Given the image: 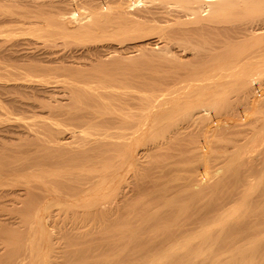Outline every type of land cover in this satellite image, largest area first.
Instances as JSON below:
<instances>
[{"label": "bare ground", "instance_id": "obj_1", "mask_svg": "<svg viewBox=\"0 0 264 264\" xmlns=\"http://www.w3.org/2000/svg\"><path fill=\"white\" fill-rule=\"evenodd\" d=\"M25 1L28 3V6L29 4L34 6V8L32 7V9H34L33 12L38 13L35 15L33 13V15L30 14L32 15L30 18L28 17L29 14H25L28 15L26 16L28 18H26L23 13H20L19 16L17 15L18 17L12 14L15 16V19H11L14 18L11 15L13 11L7 10L8 12H3L0 16L1 18L6 17V19L8 16L7 13L10 14L9 17L12 16L9 20L5 19V21H3V18L2 20L0 18V216L7 215L5 212L10 216L0 218V264H105V262L102 261L104 260L101 258L102 256L95 257L93 255V257H91L93 253L91 248H99V246L102 245L100 242L101 237H98L101 236L99 235L100 232H98V235H95L97 239H89L87 237L88 235H86L87 230L85 231V225L89 226L90 229L91 227L93 229L98 227L105 229L110 227H112V229L114 228L112 225L119 218V212L131 206L130 202L133 200L129 194L134 191L135 185L132 187L133 191H130L128 185H130L131 181L127 182L129 183L128 185L126 184V180L132 170L131 168L135 165L137 166L140 162L141 164L143 163L142 166H144L145 162L142 160H145L147 156L149 157L151 152H156L160 149L158 142L155 140H153V142L152 139L157 137V133L165 130L161 127L165 126L168 128L169 125H166V120L169 116L171 117L172 115L174 117L173 113H177L178 115L180 110H184L185 113L189 114V112L185 110L189 107L187 105H189V103L192 105L191 102L194 101V98L192 101L191 98L194 94L192 91L196 86L192 88L193 90H190L193 84L190 80L192 78L179 79L181 78V73L180 76V70L174 73L176 68H174L175 70L173 69V74L170 73L171 75L168 74V77H163L164 80L166 79L163 83L164 85L165 83L166 85L170 83V87L165 89H163L164 87L161 83L163 80H161V77V81H157L158 83L153 81L154 83L151 82V84L146 79L147 77H149L148 79H151V77L158 78V75L153 77L157 70L153 68L154 70L151 69L149 72L146 67V65L149 64H144L143 59L148 61L147 52L149 51H147V48H151L149 46L154 42V38L147 37V35L149 36L150 34L151 36V33L155 29V25L158 24L153 22L156 16L155 14L157 13L154 8L156 5L154 6L155 3L153 1H159L158 3L160 4L162 3L161 1L164 2V0ZM169 2L174 5L176 4L175 6H178V8H173L174 13H172L173 10L168 8H166L168 9L166 11H160L159 13L164 16V20L168 19L166 18L168 17L166 13H170L172 15H169L175 16L179 24L180 22L186 25L193 23V26L189 24L192 26V29L197 27L195 29L201 32L197 34H203L205 37L208 34L209 36L206 37L208 39L221 41L233 38L237 42L243 40L241 41V45H237L233 49H227L223 44L209 46L207 48L208 51L206 49L207 52L202 54L204 56H201L202 58H200V60L197 58L198 55V57L201 55L199 54L200 50L199 52L196 51L198 52L197 56H194L193 59L191 55L192 60L198 62L202 59V64L205 60L206 62L204 66L200 65L201 67L199 66L200 62H198L199 64L197 63V66H199L200 69L198 67L190 71L193 73H198L200 71V73L206 72V77L201 80L206 81L204 83L206 84L205 87L207 89L205 90H207L208 99L205 101L206 104L203 100H200L201 103L198 101V105L200 106L202 103L208 105L209 103V108L211 106L210 109L217 111V105L221 104L219 105V107L221 106L219 110L221 109L222 116L213 118L210 113L208 117H210V119L212 117L213 120L210 121L208 118V121L206 119L207 123L211 122L210 129L213 128V131L217 129L218 132L220 131L219 129L227 130L228 132L236 131V135L238 134V138L241 136L240 139L242 141L238 139V142H241L236 144V139L235 146H245L248 145L249 142L255 145L257 142L259 143V147H262L264 153V0H169ZM16 4L15 6L17 7ZM11 6L13 5L10 4V7ZM18 6L20 8L22 5L18 4ZM26 9H28L27 6ZM16 12H18V10H16ZM21 14L24 16V19H18L22 17ZM158 16L159 14H157L156 17ZM242 16H246V18L242 19ZM170 18L174 20V18ZM190 26L186 27L187 30L183 32H191L189 34L194 35L192 31L196 30H189L188 28H190ZM178 28L183 30V28ZM205 29L207 30L206 35L202 32ZM184 36L186 35L184 34ZM190 36L189 38H191ZM201 36L202 35H200V37ZM194 37L195 36H193V38ZM200 37H198V39ZM182 38L184 37L182 36ZM165 42L166 41L163 42L164 46H168V42H166L167 44ZM158 45L159 47L163 46L160 45V42ZM203 51L205 50L201 52ZM196 52L194 51L195 54L191 53L196 55ZM145 53L147 57L143 58ZM181 55H183V53L180 54V56ZM184 56H186L185 59L191 60L187 55H183L182 58H184ZM205 56L206 58H204ZM173 58L174 57H172V59ZM175 60L176 62L180 60L181 63L182 59ZM184 61L183 65L186 62ZM188 62L189 61H187V63ZM170 63L173 65L174 62L170 61ZM152 64L151 62L150 65ZM143 65H145L146 68ZM150 65L148 67L149 69ZM158 67L159 66L156 68L159 71L163 69H159ZM144 69H147L146 71L149 76H145V71L144 73L142 72ZM167 69L169 68L167 67ZM198 69L199 71H197ZM152 71H154V73H152ZM159 73L157 71V74ZM131 82H135L139 85V88L131 84ZM129 83L132 85L131 87L134 86L137 87V89L134 87V90H132L133 88H128L130 87ZM147 87H151L150 91ZM256 88H258V91ZM259 89L261 90L260 92ZM199 91L201 92L202 90L199 89ZM204 93H200L202 94L200 98L206 95ZM196 104L197 103H195V105ZM204 104L201 106L204 109L208 108V106L204 107ZM190 109L192 108L190 107ZM198 109L196 111H198ZM252 111H258V115L250 117ZM188 114L186 115L189 116ZM201 114H203V112H201ZM201 114H198L197 117H203ZM213 114H215V112ZM182 115L180 116L183 117ZM180 116L177 117V120ZM197 117L196 119L198 120L199 118ZM174 119L176 120V118ZM171 121L174 122V120ZM177 122L173 123L177 124L176 129L179 128ZM182 124L180 125L181 129L185 127H182ZM172 125H170V128H172ZM189 125H187V127ZM204 126H207V128L209 127L207 124H204ZM204 126L203 129H205ZM207 128L205 129V135L209 133L207 132ZM183 130L187 131V129ZM198 130H200L199 126ZM171 132H173V130ZM200 132L198 131V133ZM210 132L212 133V130ZM218 132H216V134H218ZM174 133L176 132L172 134L174 135ZM162 134L161 135L164 136V133ZM183 136L185 137V135ZM208 136L211 137L212 135ZM213 136L212 138H206L207 136H204V138L209 139L208 141L206 140L209 142L210 139L213 140L215 137ZM157 138L159 139V137ZM219 139L221 140V138ZM254 139H257V141L255 140L256 142H254ZM162 141L165 142L164 140ZM165 143H167V141ZM210 143H212V141H210ZM181 144L183 145V143ZM201 144L203 143L201 142ZM204 145L205 144L201 146L204 147ZM174 146H176V144ZM196 146L198 147V145ZM207 147L210 148L211 152L214 149V147L212 148L210 145ZM169 149L172 150L174 148L170 147ZM189 150L190 149H188V151ZM234 150L236 151L237 149ZM205 151H207V149ZM205 151H201L203 155L197 153L202 156L200 157L201 159L207 158L204 157L205 153L209 156V150V154ZM211 157L212 156H209L208 158L210 159ZM187 158H191V156ZM183 159L186 160L185 158ZM147 160L146 158L145 161ZM200 160L197 159V161ZM157 161L158 159L156 163ZM201 163H206L207 165V162L203 161ZM198 164L200 163L197 162V165ZM192 165L194 166V164ZM208 165H210V163H208ZM146 166L148 167L147 164ZM164 166H166V164ZM201 166H203V164ZM147 167L145 169L146 171ZM158 168L160 169V167ZM204 168H206V166ZM210 168L209 166L208 170ZM220 168L221 166L219 169ZM221 169L224 168L222 167ZM202 170H204L205 173L206 171L208 172L207 169ZM198 171H200V169L196 172ZM209 171H211L212 174L213 171ZM221 171L223 175L225 170ZM137 172L138 171H136V173ZM162 172L163 171H161V173ZM181 172L183 171H179V173ZM219 172L216 174L218 175ZM184 173L189 175L187 172ZM207 175L208 173H206V176ZM258 175V180L264 179L263 165ZM137 176L140 175H136L135 177L137 178ZM210 177L208 178L210 179ZM138 178L140 179L141 177ZM177 178H179V176ZM206 178L204 177V180L202 179L201 181L206 182ZM217 179L215 178L214 182H216ZM196 181H200L199 178H196ZM210 182H208V186ZM203 184L207 185V182L201 183L199 186L197 183L190 185L193 187L197 185L202 191L203 186H206ZM126 186L129 188L128 192H130L128 195L130 196L129 198L132 199L131 201H129L127 197ZM210 186L208 188H210ZM189 189H191V187H189ZM140 190L142 189H139V191ZM245 191L246 190H244L243 193ZM117 192L118 194L120 193V195L123 194L119 201L116 197L112 198L113 193ZM202 193L204 194L203 191ZM227 193L228 192H226V194ZM243 193V197L241 196V198H248L247 196L245 197ZM246 193H248V191ZM246 193L245 195H247ZM251 193L252 196L255 194L253 191H251ZM196 196L198 197L199 195ZM189 198L190 197H188V199ZM227 198H229V196ZM166 200L167 199L164 201ZM239 201L243 202V200ZM172 202L175 203L174 200H172ZM170 203L167 204L170 205ZM187 203H185L186 207ZM234 204L233 202L231 206H223L222 210L219 209L220 212L218 214L216 213L214 216L212 215V217H210L212 218L210 221H208L209 216H207L208 219L205 218L206 222L204 221V224L202 221L200 222L202 225L196 230L198 231L200 229L198 234L196 232L190 233H196L197 235L193 234L192 236L189 234V237L179 242L181 244H174V246H177L179 249L170 246L167 252L166 250L165 252L164 250L163 252L162 250L159 251L161 253L154 259H148L149 261L146 259L147 262L141 261V263L133 262L135 264H160L163 262L164 264V262L169 259L167 258L168 256H171V254L174 256L175 252L178 253L180 250L185 249L184 247H179V245H185L186 248L189 245L188 248H191L190 245L193 247V243L196 240V242L200 241L199 238L202 239V243L203 240L204 243H207L205 240L209 239L212 233L211 229L215 228V225H221L222 227L226 225L228 220L226 218L232 216L231 213H229V208L234 207ZM168 208L169 207H167V209ZM215 211L216 210H214V213ZM227 211L229 212L227 213ZM226 213L227 215L230 214V216L227 217ZM148 215L149 214L143 216L134 227L132 226L130 229L125 227L127 229L126 232L124 231L125 228L123 230L121 229L125 234L123 233V235H121L116 232V235H113L114 232H110L109 235L114 236L113 240L116 242L124 241L125 243L126 240H134V238H131L132 236L130 238L128 237V233L133 231L135 237V231L140 226L145 225L146 222H150L149 219L151 216L149 217ZM116 225L118 224L116 223ZM83 226H85V229L82 230L85 232L80 231ZM57 227L60 229H57L58 231H62V229L64 231L58 234L59 232L56 230ZM69 228H72L74 233H72L73 231L71 232V230L68 231ZM102 228L100 231H102ZM117 230L121 232L118 228ZM220 233L223 232L220 231ZM92 234L94 235V233H91V235ZM98 238L100 241H97ZM253 240L255 243V239ZM260 240L257 238L258 242ZM128 241H126V243H128ZM250 244L252 243L250 242ZM125 245L124 247L127 246ZM253 246L254 245L251 247ZM109 247L111 248V245ZM121 247L123 248V246ZM249 247L248 249L253 252V249ZM255 247H257V245H255ZM172 248H174V250H172ZM175 249L177 251H175ZM256 249H258V247ZM90 250L92 251L91 255H89L90 252H87ZM121 251L120 253L114 251L118 259L119 256L124 255L122 252H125V250ZM239 251L240 253L242 252L241 249L237 250L236 252H238V255ZM86 252L91 258H87L88 255ZM236 252L235 255H237ZM84 253L87 256H83ZM246 253L247 252H245V254ZM94 254L101 255L97 252ZM225 256L227 257V255ZM195 259L192 258V261ZM187 261L189 262L190 260H184L183 262L185 264H193ZM128 262L130 261L128 260ZM136 262L140 261L137 260ZM183 262H180V264ZM194 263L196 264V262Z\"/></svg>", "mask_w": 264, "mask_h": 264}, {"label": "rangeland", "instance_id": "obj_2", "mask_svg": "<svg viewBox=\"0 0 264 264\" xmlns=\"http://www.w3.org/2000/svg\"><path fill=\"white\" fill-rule=\"evenodd\" d=\"M170 1H172V0H170ZM0 16L3 14V12H5L6 13V11L8 10H10L12 13H11V15L12 14H14L16 17H18L19 16V14L20 13H23V15H25V14H29V16L28 15H25V17L26 16H28L29 18L30 17H32V15L34 14H36V13H38V12H33L34 11V9H32V7L34 8V6H32V5H30L29 4V6H28V3L25 1V0H10V2H9V0H0ZM4 2H6V3H4ZM14 2V3H13ZM18 2V3H17ZM19 2H21V3H19ZM155 4H154V6L156 5V7H157V9H156V7H154L155 8V11L157 12L155 15L157 16V14H159V16L158 17H154V23H158V24H156L155 25V29L153 30V32L151 33V36H150V34H149V36L147 35V37H153L152 39H153V41L154 42H152V46L150 45L149 47H151V48H147V51H152V52H147V54L145 53V55H143V58H145V57H147V60L148 61H145L146 59H143L144 60V64H149L150 65V63L152 62L153 64L152 65H150V69L148 68L149 67V65H146V67H147V69L149 70V72H150V70L152 69V70H157L158 71V73L159 72H161V73H159V74H157V71H155L156 73H155V76H153V77H156L157 75V77L158 78H152L151 77V79H148L149 77H147L146 79H147V81L151 84V82H153V81H155V83L158 81H161V80H163V82L161 81V83H162V85H163V89H165V88H167V87H170V83H169V85L167 84L166 85V83H165V85L163 84L164 83V81H166V79L164 80L163 79V77L165 78V76H167L168 74L169 75H171V74H173V69L174 68H176V71H174V73H176V72H179L178 70H180V72H179V76H180V73H181V78H179V79H189V78H192V79H190L191 81H192V83L194 84H192L191 85V87H190V90H193L192 88H194L195 86V88H197V89H195L194 88V90L192 91V93L194 92V94H193V96H192V98H191V101L193 100V98H194V101H190L191 103H192V105L189 103V105H187V106H189V107H187V110H185V111H188L189 112V114L188 113H185L184 112V110H180L179 112H178V115H177V113H173V115H174V117L171 115V117L169 116V118H170V120H169V118L166 120V125H169L168 126V128L167 127H161L162 129H165V130H163V131H161V130H159V131H161V132H159L160 133V135L162 134V133H164V136H160L159 135V133H157L158 135H157V137H159V139L156 137V138H153L152 139V141L153 140H155L156 142H158V146H159V148L160 149H158L156 152H151L150 154H149V157L147 156L146 158L148 159L147 161H145L146 160V158H145V160L143 159L142 161L143 162H145L144 163V166H142V164H141V162L139 163V164H137V166L135 165V166H133V168H131L132 170L130 171V173H129V177H128V181L126 180V184L128 185L129 183H127V182H130V185H128V187H130V189L129 188H127V186H126V189H127V197L129 198L130 196H131V198H133V200L131 199V198H129V201H131L130 202V205L131 206H128V207H126L125 209H122L120 212H119V218L113 223V229H112V227H110V228H107V229H105V228H102V231H100L101 230V228L100 227H98V228H95V229H93L92 227H91V229H90V227L89 226H87V225H85V226H83L82 228H81V230L80 231H82V232H85L86 230H87V232H86V235H88L87 237L90 239H92V238H96L97 239V237L95 236V235H98V232H100V234L99 235H101V236H98V237H101L100 238V240H99V238H98V240L97 241H100L101 243H102V245L101 246H99V248H100V250L102 251V253H101V251L99 250V248H95V249H93V248H91V250L93 251V253H92V251L90 250V251H87L88 253L90 252V254L89 255H91V253H92V255H91V257H93V255L95 256V257H101L102 259H104V260H102L101 258V260L102 261H104L105 262V264L107 263V264H127V263H129V264H133L134 262L135 263H141V261H146L147 262V260L149 259H151V258H156V257H158L159 256V254L161 253V252H159V251H161L162 250V252H163V250H164V252H165V250H166V252L168 251L167 249L171 246H173V247H177V246H174V244L175 243H178V244H181V243H179L180 241H184L187 237H189L190 235H192L193 236V234L194 235H197L198 234V231H200V229L198 230V231H196L198 228H200L201 226L200 225H202V223L204 224V221L206 220V219H208L207 218V216H209V219H208V221H210V219L212 220V218H210V217H212V215L214 216L216 213L218 214L219 212H220V210H222V208H223V206L225 207H227V205L229 206H231V203H235L234 204V207H230L229 208V210H230V212L229 211H227V213L229 212V213H231V215L232 216H230V214L229 215H227V213H226V216L228 217V216H230V217H228V218H226V219H228L227 220V223H226V227L224 226V227H222L221 225H215L216 227L215 228H212L211 229V236L209 237V239H206L205 241L207 242V243H204V240H203V243L201 242V240L202 239H200L198 236V238H199V240L200 241H198V242H201V243H198V242H194L193 243V247H192V245H190L191 246V248H188L189 247V245L187 246V248L185 247V245L184 246H180L179 245V247H181V248H185V249H182V250H184V251H182V250H180V251H182V252H180L179 250V252L177 253V252H175L174 253V256H172L173 254H171V256H168V255H170V254H168L167 256V258H169V259H167V261L166 262H164V264H180V262H183L184 260L186 261V260H190L189 262L190 263H193V264H195L194 262H196V264H197V262H198V264H264V179L263 180H258L259 179V171H260V169L262 168V165L264 166V153H263V150H262V147L260 146L259 147V143H257L256 141H257V139H254V142H256L255 143V145L254 144H252V143H250V145H249V143H248V145H239V146H235V141H236V139H237V143L236 144H239L242 140L240 139L241 138V136L238 138V134L236 135V131H232V132H228L227 130H223V129H219L220 131L218 132V130L217 129H215L216 131H213V128L212 129H210L211 128V122H209V123H207V121H206V119L208 120V118L210 119V117H208L209 116V114L210 115H212L213 116V118H215V117H218V116H222L221 115V109L219 110V108H221V106L219 107V105H221V104H218L217 106V111H213L212 109H210L211 108V106H210V108H209V103H208V105H205L206 103H205V101H207V99H208V97H207V90H205V89H207L205 86H206V84L204 83V82H206L205 80H201V79H203V78H205L206 77V72L204 73H200V72H198V73H193V72H191L190 70H195L196 68H198L200 65H202V66H204V64H205V62H206V60H205V62H203V64H202V59H201V61H198V62H200V64L196 61V60H192V58L194 59V56H197V53L199 52V50H200V52L202 51V50H205V51H203V52H199V54H201L200 55V57H198L197 56V58L200 60V58H202L204 55H202V54H204V53H206L207 51H208V47L209 46H212V45H220V44H223L224 46H225V48H235L237 45H241L242 44V42L241 41H243V40H240L239 42H237L235 39H229V40H221V41H214V40H211V39H208V38H206V37H208L209 35L207 34V30L205 29L204 31H202L203 33H204V35H206V37L205 36H203V34H197V33H201L200 31H197L195 28H197V27H195V28H193L192 29V24L193 23H189L190 25H192V26H190L189 24L188 25H186V24H183V23H181L180 22V24H179V22H177L176 21V18H175V16H170V15H172V14H168V13H166L167 14V16L168 17H166V18H170V17H172V18H174V20L173 19H171V21H170V19L167 21L166 19L164 20V16H162L161 15V13H159L160 11H166V10H168V9H170V10H173V12L172 13H174V9L173 8H178V6H175L173 3H170L169 2V0L167 1V0H164V2L163 1H161L162 3H158L159 1H153ZM169 2V3H168ZM13 3V4H12ZM17 3V4H16ZM156 3H158V4H156ZM2 4H3V6H2ZM4 4H5V6H4ZM7 4V5H6ZM10 4L11 5H13V6H11L10 7ZM15 4L17 5V7L15 6ZM18 4L19 5H22V6H20V8H19V6H18ZM25 4H27V5H25ZM168 4H169V6H168ZM174 6H173V5ZM25 5V6H24ZM160 5H161V7H160ZM173 7H172V6ZM26 6H27V8L28 9H26ZM31 6V7H30ZM10 7V8H9ZM15 7V8H14ZM12 8V9H11ZM32 9V12H31V9ZM36 8V7H35ZM164 8V9H163ZM166 8H168V9H166ZM5 10V11H3V10ZM22 9V10H21ZM24 9V10H23ZM30 9V10H29ZM2 10V11H1ZM16 10H18V12H16ZM26 10V11H25ZM38 10V9H37ZM7 11V12H8ZM22 11V12H21ZM28 11V12H27ZM36 11V10H35ZM16 13V14H15ZM18 13V14H17ZM33 13V14H32ZM8 14V16H7V19H6V17H2L4 20L3 21H5V19L6 20H9V18H11L12 16L14 17V18H11V19H15V16L14 15H12L11 17H9V13H7ZM7 14H5V15H7ZM30 14H32V15H30ZM18 15V16H17ZM22 15V14H21ZM20 15V16H21ZM22 15V17H19L18 19H24V16ZM4 16V15H3ZM161 16V17H160ZM170 16V17H169ZM28 17H26V18H28ZM160 17V18H159ZM1 18V17H0ZM2 18H1V20H2ZM242 19L243 18H246V16L244 17V16H242L241 17ZM158 21V22H157ZM167 21V22H166ZM177 23V24H176ZM185 27H184V26ZM194 25H196V24H194ZM183 26V27H182ZM188 26H190V28H188L189 30H196V31H192L193 33H194V35H191V34H189V33H191V32H189V33H184L183 31H185V30H187V28L186 27H188ZM197 26V25H196ZM178 27H180V28H183V30L181 29H179ZM175 30H174V29ZM184 28H186V29H184ZM173 30V31H172ZM181 32H180V31ZM206 31V32H205ZM174 32V33H173ZM177 33H179V34H177ZM186 35V36H184V34ZM192 33V34H193ZM176 34V35H175ZM171 35V36H170ZM187 35H191L190 37L191 38H189V36H187ZM200 35H202L201 37H200ZM174 36H175V39H174ZM178 36V37H177ZM182 36L184 37V38H182ZM193 36H195L194 38H193ZM186 37V38H185ZM198 37H200L199 39H198ZM187 38H189V39H187ZM172 39V40H171ZM180 39V40H179ZM182 39V40H181ZM192 39H194V40H192ZM224 39H226V38H224ZM247 39H249V38H247ZM157 41V42H156ZM164 41H166V42H168V46L167 45H165L164 46ZM159 42H160V45H163V46H160L159 47ZM165 42V43H166ZM154 43V44H153ZM157 45H156V44ZM167 44V43H166ZM155 46V47H154ZM159 47V48H158ZM149 49H151V50H149ZM152 49H154V50H152ZM206 49H207V51H206ZM186 50V51H185ZM183 51H185V52H183ZM194 51L196 52V51H198V52H196V55H193V54H195L194 53ZM193 54H192V53ZM183 53V55H187V57H192L191 58V60H189V59H185L186 58V56H184V58H182L183 57V55H181L180 56V54H182ZM179 54V55H178ZM189 54V55H188ZM147 55V56H146ZM192 55V56H191ZM154 56V57H153ZM202 56V57H201ZM172 57H174L173 59H172ZM177 57V58H176ZM179 57V58H178ZM150 58H151V62H150ZM204 58H206V56L204 57ZM169 59V60H168ZM170 59H172V60H170ZM175 59H182L181 60V63H180V60H177V62H176V60ZM197 59V60H198ZM186 62H185V61ZM203 60V61H204ZM170 61L171 62H174L173 63V65H172V63H170ZM183 61L185 62V64L183 65ZM187 61H189L188 63H187ZM149 62V63H148ZM172 65H170V64ZM180 63V64H179ZM199 64V66H197L198 64ZM159 66L158 68L160 69H162L161 71H159L156 67L157 66ZM165 65H168V66H165ZM144 67H145V65H143ZM142 66V67H143ZM152 66V67H151ZM165 66V67H164ZM176 66V67H175ZM145 67V68H146ZM167 67L169 68V69H167ZM201 67V66H200ZM200 67H199V69H200ZM154 68V69H153ZM166 68V69H165ZM178 68V69H177ZM194 68V69H193ZM209 68H211V67H209ZM143 69V68H142ZM147 69H144V70H142V72L144 73V71L146 72V73H144L145 74V76H149V74L147 73ZM199 69L197 70V71H199ZM175 70V69H174ZM152 73H154V71H152ZM152 73H150V74H152ZM166 73V74H165ZM171 73V74H170ZM200 73V74H199ZM178 74V73H177ZM202 74V75H201ZM153 75V74H152ZM168 75V76H169ZM151 76V75H150ZM167 76V77H168ZM162 79H161V78ZM194 77V78H193ZM159 79V80H158ZM161 79V80H160ZM195 79H196V81H195ZM157 82V83H158ZM201 82V83H200ZM203 82V83H202ZM135 82H131V84H133V85H136L137 87L139 86V85H137L136 83L134 84ZM154 83V82H153ZM152 83V84H153ZM130 83H129V86L130 87H128V88H133V87H131L132 85H131ZM197 84V85H196ZM199 84H201V85H199ZM203 84V85H202ZM161 85V86H162ZM199 86V87H198ZM137 87H134L135 89H137ZM202 87H203V89H202ZM127 88V89H128ZM134 88L132 89V90H134ZM139 88V87H138ZM201 89L202 91L200 92L199 91V89ZM147 89L150 91V89H151V87H147ZM258 88H256V90H257ZM130 90V89H129ZM198 90V91H197ZM131 91V90H130ZM197 91V92H196ZM206 91V92H205ZM258 91V90H257ZM261 90L259 89V92H260ZM196 92V93H195ZM205 92V93H204ZM200 93H204V94H206V95H203L201 98H200V96L202 95V94H200ZM196 96V97H195ZM199 97V98H198ZM207 97V98H206ZM205 98V99H204ZM196 99H197V101H196ZM199 99V100H198ZM203 100V102L205 103H202V104H204V107H206V106H208V108L211 110H209L208 108H206V109H204L201 105L202 104H200V106L198 105L199 104V102L201 103V101ZM199 101V102H198ZM195 103H197L196 105H195ZM195 105V109L193 108V106ZM190 107L192 108V109H190ZM197 107V108H196ZM202 107V108H201ZM199 108V109H198ZM198 109V111H196ZM204 110V111H203ZM205 110H206V112H205ZM219 110V111H218ZM210 111V112H209ZM201 112H203V114H201ZM215 112V114H213ZM184 113V114H183ZM201 114L203 117H201V118H199V117H197L198 116V114ZM183 114V115H182ZM186 114H188L189 116H187ZM180 115H182L183 117H181ZM258 115V111H252L251 112V114H250V117H253V116H257ZM180 116V118L177 120V117H179ZM206 116V117H205ZM186 117V118H185ZM195 117V118H194ZM196 117L197 118H199L198 120L196 119ZM174 118H176V120L178 121H176ZM183 118V119H182ZM190 118V119H189ZM213 118L211 117V119H210V121L211 120H213ZM171 120H174V122H177L178 123V129H176V127H177V124H173L174 122L173 121H171ZM182 120V121H181ZM188 120H190V121H188ZM201 120V121H200ZM169 121V122H168ZM191 121H192V123H191ZM194 121V122H193ZM195 121H197V122H195ZM209 121V120H208ZM173 124H171V123ZM204 122V123H203ZM170 123V124H169ZM183 123V124H182ZM187 123H189V124H187V125H189L188 127H187V125L186 124ZM199 125H198V124ZM202 123V124H201ZM182 124V127H184V128H182L181 129V127H180V125ZM204 124H207L209 127L207 128V126H204ZM170 125H172V128H170ZM204 126V128L206 129L207 128V132H209V133H207V135H205L204 133H206V130L205 129H203V126ZM198 126H199V129L200 130H198ZM200 126H202V127H200ZM175 129H174V128ZM194 129H193V128ZM197 129H196V128ZM160 128V129H161ZM167 128V129H166ZM169 128H170V130H169ZM191 128V129H190ZM202 128V129H201ZM173 130V132H176L177 133V135H176V133H174V135L172 134L173 132H171L172 130ZM183 129H187V131H185V130H183ZM193 129V130H192ZM167 130H169V131H167ZM175 130V131H174ZM179 130V131H178ZM189 130V131H188ZM196 130V131H195ZM202 130V131H201ZM212 130V133L214 134V136L216 137H214L213 136V134L210 132ZM178 131V132H177ZM180 131H182V132H180ZM198 131L200 132V133H198ZM226 131V132H225ZM169 132V133H168ZM216 132H218V134H216ZM236 132V133H235ZM166 133H168V134H166ZM183 133V134H182ZM211 133V134H210ZM199 134H200V136H199ZM231 135V137H230V135ZM171 135H172V137H171ZM181 135V136H180ZM183 135H185V137L183 136ZM194 135H196V136H194ZM208 135H212L214 138H213V140H211L210 139V141H212V143H210V141L209 142H207L209 139H205L204 138V136H207L206 138H212V136L211 137H209ZM224 137H223V136ZM182 138H180V137ZM188 136H191V137H188ZM198 136V137H197ZM227 136V137H226ZM177 139H176V138ZM168 140H167V139ZM197 138V139H196ZM219 138H221V140L219 139ZM224 138V139H223ZM243 138V137H242ZM158 139V140H157ZM200 139V140H199ZM216 139V140H215ZM238 139L239 140H241V141H239L238 142ZM148 140H151V139H148ZM162 140H164L165 142L167 141V143H165V142H163ZM174 140V141H173ZM177 140V141H176ZM183 140H186V141H183ZM204 140V141H203ZM207 140V141H206ZM256 140V141H255ZM161 141V142H160ZM176 141V142H175ZM183 141V142H182ZM190 143H188V142ZM220 141V142H219ZM226 141V142H225ZM149 142H151V141H149ZM154 142V141H153ZM170 142H172V143H170ZM198 142V143H197ZM201 142L203 143V144H205L204 145V147L207 149V151H205L206 149L204 148V147H202L203 146V144H201ZM223 142H225V143H223ZM258 142H260V141H258ZM159 143H160V145H161V147H160V145H159ZM178 143V144H177ZM181 143H183V145L181 144ZM218 143V144H217ZM221 143H222V145H221ZM228 143H230V144H228ZM261 143V142H260ZM167 144V145H166ZM173 144V145H172ZM176 144V146H174ZM172 145V146H171ZM185 145V146H184ZM188 145V146H187ZM193 145H198V147L196 146V149H195V146H193ZM202 145V146H201ZM211 146L212 148L214 147V149H213V151L211 152L210 151V148L209 147H207V146ZM216 146V147H215ZM220 146V147H219ZM254 146H256V147H254ZM171 147V148H174V149H172L173 150V152H172V150H170L169 148ZM182 147V148H181ZM190 147V148H189ZM200 147V148H199ZM233 147V148H232ZM236 147V148H235ZM168 148V149H167ZM186 148H188V149H190L189 151H188V149H186ZM192 148V149H191ZM193 148H194V150H193ZM211 148V149H212ZM216 148H217V150H216ZM219 148V149H218ZM222 148H224V149H226V150H224V149H222ZM166 151H165V150ZM185 149V150H184ZM222 149V150H221ZM234 149H237L236 151L234 150ZM248 150V149H250V150H248V151H246V150ZM254 149V150H253ZM169 150V151H168ZM196 150V151H195ZM203 150L205 151V152H207V154H209L208 153V150H209V152H210V154H209V156H212L210 159L208 158L209 156L208 155H206V153H205V155H204V157H207V158H204V159H201L200 157H202V156H200V154H197V153H201V155H203L202 154V152H203ZM218 150H219V152H218ZM258 150V151H257ZM261 150H262V152H261ZM180 151V152H179ZM188 151V152H187ZM191 151V152H190ZM202 151V152H201ZM217 151V152H216ZM226 151V152H225ZM234 151H235V153H234ZM255 151V152H254ZM161 152V153H160ZM189 152H190V154H189ZM195 152V153H194ZM216 152V153H215ZM225 154H224V153ZM246 152V153H245ZM179 155H177V154ZM214 153V154H213ZM237 153V154H236ZM157 154H159V155H157ZM187 155V157H190L191 156V158H187L186 157V155ZM193 154V155H192ZM219 154V155H218ZM236 154V155H235ZM163 155V156H162ZM173 156V158H172V156ZM183 155V156H182ZM199 155V156H198ZM216 155V156H215ZM230 155H231V157H230ZM263 155V156H262ZM151 156V157H150ZM167 156V157H166ZM175 156H176V158H175ZM195 156V157H194ZM218 156V157H217ZM229 156V157H228ZM233 156H235V157H233ZM159 157V158H158ZM227 159H226V158ZM164 158V159H163ZM168 158V159H167ZM183 158H185L186 160H184ZM194 158V159H193ZM202 160H200V159ZM215 158V159H214ZM221 158V159H220ZM241 160H240V159ZM253 158H255V159H253ZM158 159V161H157V163H156V160ZM165 159H167V160H165ZM171 159V160H170ZM175 159V160H174ZM180 159V160H179ZM197 159L198 160H200V161H197ZM212 159H214V160H212ZM225 159H226V162H225ZM232 159V160H231ZM234 159H235V161H234ZM150 160V161H149ZM170 160V161H169ZM178 160V161H177ZM240 160V161H239ZM161 161V162H160ZM164 161H166V162H164ZM191 161V162H190ZM195 161H196V164H195ZM207 162V165H206V163H201V162ZM259 161V162H258ZM263 161V162H262ZM154 162V163H153ZM159 162V163H158ZM173 162V163H172ZM190 162V163H189ZM197 162L198 163H200V164H198L197 165ZM214 162V163H213ZM216 162V163H215ZM223 162V163H222ZM235 162V163H234ZM247 162V163H246ZM156 163V164H155ZM169 163V164H168ZM172 163V164H171ZM208 163H210V165H208ZM146 164L148 165V167L146 166ZM166 164V166H164ZM190 164V165H189ZM192 164H194V166L192 165ZM203 164V166H201ZM163 165V166H162ZM174 165V166H173ZM218 166V169H217V166ZM234 165V166H233ZM242 165V166H241ZM256 165V166H255ZM162 166V167H161ZM181 166V167H180ZM206 166V168H204ZM209 166L211 167L209 170H212L213 172H212V174H211V171H209L208 170V168H209ZM221 166V168L223 167L224 169H221V170H225L224 172H223V175H222V171L219 169V167ZM225 166V167H224ZM238 166V167H237ZM259 166V167H258ZM145 167V168H144ZM146 167H147V171L145 170L146 169ZM153 167H155V168H153ZM158 167H160V169L158 168ZM193 167V168H192ZM228 167V168H227ZM231 167H232V169H231ZM140 168H143V169H140ZM153 170H152V169ZM158 168V169H157ZM197 168V169H196ZM227 168V169H226ZM260 168V169H259ZM164 169V170H163ZM181 169H183V170H181ZM189 169H191V170H189ZM198 169H200V171L202 170V169H207L208 170V172L206 171V173H208V175L206 176V173H205V171L204 170H202L201 172L200 171H198V172H196ZM259 169V170H258ZM141 170H142V172H141ZM190 172H189V171ZM216 170V171H215ZM221 172V175H220V172ZM228 170V171H227ZM236 170V171H235ZM258 172H257V171ZM136 171H138L137 173H136ZM140 171V172H139ZM149 171V172H148ZM153 171V172H152ZM161 171H163L162 173H161ZM179 171H183V172H181V173H179ZM192 171V172H191ZM254 171V172H253ZM184 172H187V174H189V175H186ZM194 172V173H193ZM195 172H196V175H195ZM200 172V174L198 175V173ZM203 172H204V174H203ZM215 172V173H214ZM217 172H219L218 173V175L216 174ZM238 172V173H237ZM252 172V173H251ZM133 173V174H132ZM139 173V174H138ZM155 175H154V174ZM171 173H172V175H171ZM193 173V174H192ZM210 173V174H209ZM214 173V174H213ZM143 174V175H142ZM183 174H185V175H183ZM201 174H202V176H201ZM131 175V176H130ZM136 175H140V176H137V178L135 177ZM154 175V176H153ZM176 177H175V176ZM179 176V178H177L178 176ZM190 175H193V176H190ZM194 175H195V177H194ZM218 177H217V176ZM225 175V176H224ZM232 175V176H231ZM151 176V177H150ZM163 176V177H162ZM181 176V177H180ZM184 178H183V177ZM199 176V177H198ZM211 176V177H210ZM138 177H141L140 179L138 178ZM192 177V178H191ZM194 177V178H193ZM202 177V178H201ZM204 177L207 179H205L206 180V182H207V185L206 184H203V185H206V186H203V192H204V194L202 193V191H201V188L199 189L198 188V186L201 184V183H206L205 181L204 182H202L201 180L203 179L204 180ZM208 177H210V179L208 178ZM220 177V178H219ZM225 177V178H224ZM233 177V178H232ZM255 177H257V178H255ZM135 178H136V180H135ZM146 178V179H145ZM153 180H152V179ZM188 178V179H187ZM196 178H199V180L200 181H198L199 182V184H198V182L196 181ZM217 179L216 180V182H214L215 180L214 179ZM145 179V180H144ZM150 179V180H149ZM161 179V180H160ZM178 181H177V180ZM186 179V180H185ZM191 179V180H190ZM227 179V180H226ZM230 179V180H229ZM255 179V180H254ZM137 182H135V181ZM139 180V181H138ZM174 180V181H173ZM189 180V181H188ZM232 180V181H231ZM140 181H141V183H140ZM145 181H146V183H145ZM184 181V182H183ZM211 181V182H210ZM220 181V182H219ZM239 181V182H238ZM244 181V182H243ZM259 183H257V182ZM208 182H210V184H209V186L211 185V184H213V185H211L210 186V188H208L209 186H208ZM213 182V183H212ZM224 182V183H223ZM246 182V183H245ZM255 182H256V184H255ZM135 183V184H134ZM180 183V184H179ZM197 183V185L195 186V187H193V186H191V185H194V184H196ZM223 183V184H222ZM234 183V184H233ZM132 184H133V186H132ZM178 184V185H177ZM186 184V185H185ZM191 184V185H190ZM218 184V185H217ZM233 184V185H232ZM255 184V185H254ZM134 185H135V187H134ZM139 185V186H138ZM141 185V186H140ZM143 185V186H142ZM185 185V186H184ZM235 185V186H234ZM254 185V186H253ZM167 186V187H166ZM132 187H134V191H133V189H132ZM138 187V188H137ZM140 187V188H139ZM142 187V188H141ZM147 187V188H146ZM168 187H170V188H168ZM189 187H191V189H189ZM248 187V188H247ZM258 187V188H257ZM137 188V189H136ZM144 188V189H143ZM151 188V189H150ZM158 188H159V191H158ZM162 188V189H161ZM166 188V189H165ZM182 188V189H181ZM196 190H195V189ZM205 188V189H204ZM238 188V189H237ZM125 189V190H126ZM128 189L130 190V191H133V192H130V194H129V192H128ZM136 189V190H135ZM139 189H142V190H140L139 191ZM148 189H149V191H148ZM157 189V190H156ZM210 189V190H209ZM216 189V190H215ZM233 191H232V190ZM248 189V190H247ZM249 189H250V191H249ZM258 189V190H257ZM170 190V191H169ZM209 190V191H208ZM214 190H215V192H214ZM244 190H246L244 193H243V191ZM256 190V191H255ZM136 191H137V193H136ZM156 191V192H155ZM157 191H158V193H157ZM181 191H182V193H181ZM190 193H189V192ZM199 191V192H198ZM213 191V192H212ZM230 191H231V193H230ZM248 191V193H246ZM251 191H253V192H255V194L252 196V193H251ZM259 191V192H258ZM172 192V193H171ZM176 192H180L179 194L178 193H176ZM185 192H187V193H185ZM212 194H210V193ZM226 192H228L227 194H226ZM134 195H133V194ZM147 193V194H146ZM152 193V194H151ZM167 193V194H166ZM175 193V194H174ZM198 193V194H197ZM200 193V194H199ZM242 193H243V195L246 197H248L249 198V200H248V198H245V199H243V198H241V196H242ZM245 193L247 194V195H245ZM130 196H129V195ZM132 194V195H131ZM159 194V195H158ZM199 195L198 197L196 196V195ZM208 194V195H207ZM121 195H123V194H121ZM121 195H120V193L118 194V192L117 193H113V197L112 198H117L118 199V201L120 200V198H121ZM141 195V196H140ZM172 195V196H171ZM187 195V196H186ZM194 195H195V197H194ZM216 195V196H215ZM251 196V197H249V196ZM162 196H164V197H162ZM166 196H167V198H166ZM180 196V197H179ZM181 196H184V197H181ZM212 196V197H211ZM226 196V197H225ZM229 196V198H227ZM234 196H236V197H234ZM119 197V198H118ZM138 197V198H137ZM188 197H190L189 199H188ZM192 197V198H191ZM197 197V198H196ZM208 197H209V199H208ZM211 197V198H210ZM224 197V198H223ZM243 197V196H242ZM143 198V199H142ZM156 198V199H155ZM178 198V199H177ZM185 198V199H184ZM195 198V199H194ZM241 198V199H240ZM251 198V199H250ZM165 199H167L166 201H164ZM170 199H171V201H170ZM177 199V200H176ZM188 200V203H187V200ZM202 199V200H201ZM211 199V200H210ZM142 200V201H141ZM172 200H174V202L175 203H173L172 202ZM181 200V201H180ZM200 201V202H198V201ZM229 200V201H228ZM231 200V201H230ZM239 200H243V202H241V201H239ZM244 200H245V202H244ZM138 201V202H137ZM228 201V202H227ZM239 201V202H238ZM132 202H133V204H132ZM171 202V203H170ZM179 202V203H178ZM181 202V203H180ZM191 202V203H190ZM193 202V203H192ZM197 202H198V204H197ZM165 203V204H164ZM167 203H170V205L169 204H167ZM173 203V204H172ZM185 203H187V207H186V205H185ZM240 203V204H239ZM164 204V205H163ZM174 205V206H172V205ZM179 204V205H178ZM190 204V205H189ZM192 204V205H191ZM210 204V205H209ZM163 205V206H162ZM168 205V206H167ZM193 205H194V207H193ZM222 205V206H221ZM237 205H238V208H239V210H238V208H237ZM240 205V206H239ZM146 206V207H145ZM165 206H167V207H169L168 209H167V207H165ZM172 206V207H171ZM183 206V207H182ZM189 206V207H188ZM192 206V207H191ZM221 206V207H220ZM132 207V208H131ZM206 207V208H205ZM236 207V208H235ZM129 208V209H128ZM209 208V209H208ZM214 208V209H213ZM232 208H233V210H232ZM235 208V209H234ZM205 209V210H204ZM220 209V210H219ZM129 210V211H128ZM171 210V211H170ZM173 210V211H172ZM214 210H216L215 211V213H214ZM217 210H219V211H217ZM231 210H232V212H231ZM238 210V211H237ZM213 211V212H212ZM235 211V212H234ZM127 212V213H126ZM201 212V213H200ZM238 212V213H237ZM7 215H3V216H0V218H3V217H7V216H9V214L7 213V212H5ZM150 213H151V215H150ZM205 213H206V215H205ZM209 213V214H208ZM213 213V214H212ZM236 213H237V215H236ZM145 214V215H144ZM147 214H149L148 216L150 217V219H149V221L150 222H146L145 223V225H143V226H140L136 231H135V237H134V235H133V231H131L132 232V235H131V232H129L128 233V231H127V233H128V237L130 238L131 236V238H134V240H132V239H130V241H128V240H126V241H128V243H126V241H125V243H126V245H125V243H124V241L122 242V241H120V242H116L115 240H113V238H114V236H110L109 234H110V232H114L113 233V235H116V232H118L117 234H121V235H123V233L125 234V232H126V230L127 229H130V227H134L135 226V224L143 217V216H147ZM153 214H154V216H153ZM198 214V215H197ZM235 214V215H234ZM124 215V216H123ZM197 215V216H196ZM236 216V217H234V216ZM204 216V217H203ZM10 217V216H9ZM8 217V218H9ZM140 217V218H139ZM234 217V218H233ZM152 218V219H151ZM206 218V219H205ZM10 219V218H9ZM126 219V220H125ZM201 219V220H200ZM230 219V220H229ZM235 219V220H234ZM197 220V221H196ZM120 221V222H119ZM123 221V222H122ZM202 221V223L200 224V222ZM207 221V222H208ZM125 222V223H124ZM206 222V221H205ZM238 222V223H237ZM116 223L118 224V225H116ZM121 223V224H120ZM209 223V222H208ZM236 223V224H235ZM119 225H120V227H119ZM124 225V226H123ZM127 225H129V226H127ZM197 225V226H196ZM121 226H122V228H121ZM199 226V227H198ZM221 226V227H220ZM228 226V227H227ZM231 226V227H230ZM86 229H85V228ZM89 227V228H88ZM127 229H126V228ZM219 227V228H218ZM117 228L119 229V230H123L124 228V231L122 232V230H121V232L120 231H118L117 230ZM57 229H59L58 227L56 228V230ZM82 229H85V231L84 230H82ZM90 229V230H89ZM109 229H112V230H109ZM213 229H214V231H213ZM60 230V229H59ZM71 230V232L73 231V229L72 228H69V230L68 231H70ZM90 232H89V231ZM93 230V231H92ZM64 230L62 229V231H58L57 230V232H59L58 234H60V232H63ZM75 231H76V229H75ZM97 231V232H96ZM220 231H222L223 233H220ZM104 232V233H103ZM192 232H196V233H193V234H190V233H192ZM56 233V232H55ZM54 233V234H55ZM72 233H74V231L72 232ZM91 233H94V235L92 234L91 235ZM108 233V234H107ZM220 233V234H219ZM85 234V233H84ZM190 234V235H189ZM219 234V235H218ZM245 234V235H244ZM56 235H57V233H56ZM104 235V236H103ZM188 235V236H187ZM91 236V237H90ZM95 236V237H94ZM108 236H110V237H108ZM221 236V237H220ZM245 236V237H244ZM108 237V238H107ZM139 237V238H138ZM196 237V236H195ZM212 237H214V238H212ZM218 239H217V238ZM225 237H226V239H225ZM263 237V238H262ZM198 238H194V239H198ZM215 238H216V241H215ZM242 238V239H241ZM257 238L260 240L259 242L257 241ZM104 239V240H103ZM137 239V240H136ZM194 239H193V241H194ZM253 239H255V243H254V240ZM82 240V239H81ZM103 240V241H102ZM226 240V241H225ZM246 240V241H245ZM113 241H115V242H113ZM141 241V242H140ZM219 241V242H218ZM245 241V242H244ZM257 241V242H256ZM108 242V243H107ZM113 242V243H112ZM241 242V243H240ZM250 242L252 243V244H250ZM111 243V244H110ZM115 243V244H114ZM122 243V244H121ZM135 243H137V244H135ZM183 243V242H182ZM244 243H247V244H244ZM260 243V244H259ZM105 244V245H104ZM126 246V247H124V245ZM238 244V245H237ZM242 244V245H241ZM104 245V246H103ZM111 245V248L109 247V246ZM115 245V246H114ZM120 245V246H119ZM252 245H254L253 247H251ZM255 245H257V247H258V249H260V250H258V249H256L257 247H255ZM108 246V247H107ZM117 246V247H116ZM121 246H123V248L121 247ZM133 246V247H132ZM250 246V247H249ZM116 247V248H115ZM233 247H235V248H233ZM240 247V248H239ZM248 247L250 248V249H253V252H251L249 249H248ZM254 247H255V249H254ZM260 247V248H259ZM103 248V249H102ZM111 250H110V249ZM118 248V249H117ZM121 248H122V251H124L125 250V252H122L121 251ZM125 248V249H124ZM131 248V249H130ZM236 248H237V250H240L241 249V253H240V251H239V255H238V252H236L237 250H236ZM128 249H129V251H128ZM177 249H179L178 247H177ZM99 250V251H98ZM113 250V251H112ZM119 250V251H118ZM132 250V251H131ZM171 250V249H170ZM170 250H169V252H170ZM172 250H174V248H172ZM171 250V252L173 253V251ZM247 252L246 254H245V252ZM108 251V252H107ZM117 253V252H119L120 253V251L122 252V254L124 253V255H122V256H119V259L117 258L118 256H116L117 254L115 253V252ZM175 251H177L176 249H175ZM231 251H235L236 252V254L237 255H235V252H234V254H233V252H231ZM257 251V252H256ZM86 252V253H87ZM100 253L101 255H95L94 253ZM104 252V253H103ZM115 254H114V253ZM168 252V253H169ZM231 252V253H230ZM251 252V253H250ZM88 253H87V255H88ZM106 253V254H105ZM118 253V254H119ZM230 253V254H229ZM104 254V255H103ZM108 254V255H107ZM110 254H113V255H110ZM128 254V255H127ZM195 254H196V256H195ZM232 254V255H231ZM244 254V255H243ZM87 255H85V253L83 254V256H87ZM89 255L87 256V258H91V257H89ZM121 255V254H120ZM125 255H126V257H125ZM158 255V256H157ZM225 255H227V257L229 258V260H228V258L225 256ZM233 257H231V256ZM241 255V256H240ZM250 255V256H249ZM251 255H253V256H251ZM254 255H255V257H254ZM114 256H116V257H114ZM195 256V257H194ZM230 256V257H229ZM106 257V258H105ZM130 257V258H129ZM199 257V258H198ZM226 257V258H225ZM127 258V259H126ZM132 258H134V259H132ZM137 258V259H136ZM163 258H166V257H163ZM189 258H191V259H189ZM192 258L193 259H195V260H193L192 261ZM198 258V259H197ZM239 258V259H238ZM244 258H245V260H244ZM108 259H109V261H108ZM115 260V261H113V260ZM117 259V260H116ZM132 259V260H131ZM147 259V260H146ZM227 259V260H226ZM238 259V260H237ZM242 259V260H241ZM119 260V261H118ZM128 260L130 261V262H128ZM140 261V262H136V261ZM148 260V261H149ZM164 260V259H163ZM166 260V259H165ZM197 260V261H196ZM244 260V261H243ZM123 261V262H122ZM127 261V262H126ZM134 261V262H133ZM256 261V262H255ZM188 262V261H187ZM188 262V263H189ZM221 262V263H220ZM134 263V264H135ZM143 263V262H142ZM145 263V262H144ZM184 263V262H183ZM183 263H181V264H183ZM160 264H163V262L162 263H160ZM185 264V263H184Z\"/></svg>", "mask_w": 264, "mask_h": 264}]
</instances>
